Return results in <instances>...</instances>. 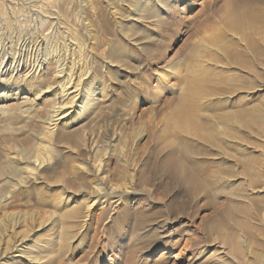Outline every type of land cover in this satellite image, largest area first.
I'll use <instances>...</instances> for the list:
<instances>
[{"label":"rangeland","instance_id":"374dc122","mask_svg":"<svg viewBox=\"0 0 264 264\" xmlns=\"http://www.w3.org/2000/svg\"><path fill=\"white\" fill-rule=\"evenodd\" d=\"M143 1L58 0L60 3H57V0H28L24 3L22 0H0V29H5L2 31L5 34L0 36V55H3L5 45L6 48L11 45L4 41L14 23H17V30L13 32V37L17 42L12 46L19 49L25 42H18L16 35L21 33L24 36V29L26 32L30 29L31 36V33L41 29L40 20L47 19L49 21L42 30L48 36L58 34L54 30L61 26L59 36L67 31L82 46L81 51L75 50L76 55L81 53L82 62L87 64V67L84 65L87 75L80 88L92 81L91 88L96 89L101 75L105 73L109 81L113 79L107 83L111 104L96 118L91 119L87 113L86 117L76 121L78 127L84 125L80 129L84 134L81 138L85 141L89 138L87 147L84 142L59 143L57 138L61 130L57 132V128L51 131L50 141L47 139L45 121L57 101L47 96L35 100L39 86L33 90H21L20 86L17 89L11 85L0 87V169L9 162L8 158L17 159L16 165L23 168L28 163L30 167H40L36 162V153L43 154L49 159L44 168L49 169L47 179L40 180L46 182V185L43 184L46 188L44 194L58 201L65 198L61 208L52 204L51 199L49 202L43 200L41 204L33 189L39 180L24 172L20 174L16 179L17 186L21 181L24 183L21 182L22 187L16 186L11 192L12 205L0 208V219L6 211L18 210L14 212L17 214L16 221L6 218L0 223V264L9 260H3V255L8 258L19 255L16 248L26 255L19 258L17 264H107L106 258L116 254L120 247L129 254L127 264H264V0H169L171 11L168 14L165 11L159 13L166 16L162 25H154V21L159 19L154 17L157 11L150 12L153 16L140 13ZM156 6L157 1L150 8ZM53 17L60 18L61 25H56L57 20ZM139 17H143L142 20ZM229 17L241 18L243 26L233 31L226 22ZM52 21L55 24L53 27L50 25ZM138 23H143L148 34L154 30L151 39L146 38L144 30L142 34L137 33L133 26ZM130 27H133L131 33L127 32ZM128 33L130 38L127 37ZM62 35L65 43L68 35ZM244 37L252 43V50L246 48ZM213 39L221 40L236 57H226L225 53L212 45ZM123 46L127 48L126 51ZM111 52L123 56L124 63L127 62L132 68L125 64L126 68L121 73L110 75L113 71L104 68L102 62ZM121 52L125 53L122 55ZM228 58H236L239 66ZM201 63L206 67L202 68L201 73L214 80L212 85L242 86V90L222 100L215 97L199 102L200 108L196 114L199 113L198 118L207 126L212 121L216 122L212 119L214 112L225 114L223 121L208 132L207 139L180 134L188 142V151L179 149L173 157L176 159L175 155H179L178 158H186L193 165H202L207 176L204 177L205 182L208 181L210 187L204 189L186 172L172 169L169 161L173 158L167 161L170 151L164 149L170 138L165 136L167 123L182 93L187 90L184 79L189 73H200L201 68H198L202 67L199 66ZM159 74L164 75L163 79L158 80ZM53 79L56 81L57 77ZM54 81H50L46 88L52 86L57 90L58 84ZM52 88L48 91H52ZM26 97L27 102L23 99ZM232 108L235 110L231 111ZM80 152L82 154L79 156ZM89 157L91 165L95 160L96 163L102 161V172H95L86 179L76 168L79 162L86 165ZM29 158L30 161H27ZM96 163L94 165L97 167L99 163ZM132 172H136L139 182H143L142 176L152 179V184H146L152 196H146L144 202V222L139 221L140 211L136 209L137 198L140 197L137 193L141 188L138 183L133 186L130 182ZM9 175V171H0V196L5 195L9 187L4 182ZM98 185L102 191L97 189ZM119 195L124 198L123 203L119 202L121 205L114 198ZM69 197L73 198L71 202H67ZM98 199L102 201L93 207L86 221L83 217L88 204ZM104 200H109L112 205L106 203L103 207L101 202ZM63 207L78 208L75 228L81 221L74 233L78 231L76 237L69 244L71 248H65L67 252L58 246L48 248L40 242L43 236H54L55 232L61 231L57 218ZM77 216L82 220L77 221ZM110 216L114 220L109 219ZM166 220L169 225L165 229L173 230L171 239L162 238L158 234L160 231H155ZM138 227L143 229L139 233ZM32 249H35L36 256ZM50 249L53 252H48ZM24 257H28L27 261Z\"/></svg>","mask_w":264,"mask_h":264},{"label":"bare ground","instance_id":"6f19581e","mask_svg":"<svg viewBox=\"0 0 264 264\" xmlns=\"http://www.w3.org/2000/svg\"><path fill=\"white\" fill-rule=\"evenodd\" d=\"M5 1V0H4ZM10 1V0H8ZM13 2V0H11ZM24 1H28V0H22ZM47 2L49 0H46ZM153 1L152 3H158V6L156 7H152L153 9L150 8L151 6V2L148 0L143 1L144 5H142V10L140 11V13H143L144 16L148 13L150 15H152V12H156V16L159 19H156L154 21V25H162V21L164 18H166L165 15H162L160 13V11H165V13L168 14L170 10V8L172 7V4L170 3L169 0H151ZM192 2H196L197 0H191ZM15 2V0H14ZM32 2H36V0H32ZM40 2V0H39ZM38 2V3H39ZM140 2V1H138ZM142 2V1H141ZM22 3V2H21ZM25 3V2H24ZM43 3V2H42ZM41 3V4H42ZM57 3L58 2L57 0ZM65 3V2H64ZM29 4V3H28ZM53 4V3H52ZM67 4V3H66ZM85 4V3H84ZM155 5V4H154ZM5 6V5H4ZM3 6V7H4ZM39 6V5H38ZM56 6V5H55ZM73 6V5H72ZM37 7V6H36ZM10 9V8H9ZM138 9V8H137ZM140 9V8H139ZM138 9V10H139ZM248 9V8H247ZM251 10V9H250ZM249 10V11H250ZM254 10V9H253ZM10 11V10H9ZM14 11V10H13ZM17 11V9H16ZM26 11V10H25ZM249 11L247 13H249ZM39 12V11H38ZM151 12V13H150ZM244 12V11H243ZM242 12V13H243ZM251 12V11H250ZM10 13V12H9ZM58 13V12H57ZM139 13V16H141ZM164 13V14H165ZM230 13V12H229ZM228 13V14H229ZM15 14V13H14ZM138 14V13H137ZM250 14V13H249ZM18 16V14H16ZM233 15V14H232ZM244 15V14H243ZM248 16V14H245V16ZM25 16V15H24ZM37 16V15H36ZM153 16V15H152ZM151 16V17H152ZM250 16V15H249ZM254 16V14L252 15ZM10 17V16H9ZM42 17H44L42 15ZM148 17V16H146ZM161 17V18H160ZM228 17V16H227ZM256 17V16H255ZM8 18V17H7ZM18 18V17H17ZM32 18V16H31ZM143 18V17H142ZM141 17H139L138 19L142 20ZM145 18V17H144ZM150 18V17H149ZM238 18V15H237ZM251 19V17H249ZM248 18V19H249ZM253 18V17H252ZM21 19V18H19ZM23 19V18H22ZM41 19V18H40ZM39 19V20H40ZM52 19L57 20L56 21V25H61L60 22V18L57 19L55 17H53ZM133 19V18H132ZM135 19V18H134ZM137 19V17H136ZM241 19V18H240ZM240 19H235L233 17H229L227 19V25L229 28H231L233 31H237L238 29H240L243 26V22ZM247 19V18H246ZM11 20V19H10ZM15 20V19H14ZM18 20V19H17ZM146 20V19H144ZM148 20V19H147ZM16 21V20H15ZM49 21V20H48ZM47 19L44 20H40L41 23V29L34 31L33 33H29V30L26 29L25 30V35L22 36L21 33H18L16 36L18 38V42L20 41H24L25 44L17 49L16 46L13 47L12 45L16 44V40L14 41L13 37L15 31L17 30V23H14L12 21H10V23L12 22L13 26L10 27L9 32L7 34H9V36H6L7 38H5L4 42H8V44H11L9 48H6V45L4 47V52L3 55H0V87H4L7 85H11L14 88H19L21 90H30V89H34L35 87H38V91L36 92L37 96L35 97L34 95V99L35 100H42L45 96L48 97H52L51 99L56 100L57 102L54 103L52 110L47 118V120L45 121V124H47L46 129L48 130V132H46V137L47 139L50 137L51 135V131L52 130H56L57 128V132L58 130H61V133L59 134V138H57L58 142H63L64 144H69V143H78V142H84V146L87 147V142L89 138H86L87 140L85 141V139H83V137L81 138L82 135H84L83 133H81L82 130H80L81 128H83L84 125H81L80 127L79 124L76 123L77 120H79L82 117H86L85 115L87 113H89V116H91L92 118H96L103 109H106L108 107V104H111V98H110V93L107 90L108 85L107 83L111 82L112 80L109 81L108 78H106V73L101 75V78L99 80V85L96 89H92L91 88V83H88L85 87L80 88L81 84L84 83L83 78L84 76H86L87 74L84 72L86 70V65L82 62L83 59H81L80 54L77 56L75 53V50L78 49L79 52L82 50V46L78 45L76 37L73 36L70 33H67V31H64L62 34H67L68 35V40L64 43L63 40V35L59 36V31L61 28V26L59 28H56L58 34H53V36H48V34L45 33V30H42V28L44 29V25L46 26V24L48 23ZM139 21V20H137ZM149 21V20H148ZM166 21V20H165ZM9 23V25H11ZM22 23V21H21ZM24 24V23H23ZM54 24V21L51 22V26ZM143 25V23H141ZM252 24V23H251ZM21 25V24H20ZM25 25V24H24ZM55 25V24H54ZM53 25V26H54ZM138 23V25H132L135 30L137 31V33L142 34L143 30L146 31V29ZM52 26V27H53ZM128 26V25H127ZM23 27V26H22ZM26 27H28L26 25ZM57 27V26H56ZM133 27H130V29L127 30V32L131 33L133 32ZM39 28V27H38ZM51 28V27H50ZM129 28V26H128ZM49 29V28H48ZM53 30V28H51ZM50 29V30H51ZM127 29V28H126ZM153 29V28H152ZM3 30H5L4 28L0 29V36L5 34V32H2ZM23 30V29H20ZM160 30V29H159ZM53 31V32H54ZM14 32V33H13ZM21 32V31H20ZM52 32V33H53ZM69 32V31H68ZM89 32V31H88ZM152 32H154V30H151L150 33L152 34ZM128 33L127 37H131L130 34ZM135 33V35L137 34ZM147 33V34H146ZM146 38H150L151 34H148L149 32L146 31ZM90 34V32H89ZM97 34V33H96ZM123 34V33H122ZM125 35V34H124ZM236 35V34H234ZM93 36V35H92ZM23 37V38H22ZM21 38V40H20ZM128 38V39H129ZM152 38V37H151ZM150 38V39H151ZM1 39V38H0ZM4 39V38H3ZM100 39V38H99ZM142 39V38H141ZM245 42H246V48L248 49H253L250 45L252 44L250 41H247L246 38L244 37ZM134 40V39H133ZM138 40V39H137ZM2 41V39L0 40ZM29 41V42H28ZM127 41V40H126ZM131 41V40H129ZM221 41V40H220ZM218 39H213L211 41L213 46H216L219 50H221L223 53H225L226 57H236L233 53L230 52V50L227 48V45H224L220 42ZM14 42V43H13ZM64 44H63V43ZM210 42V41H209ZM103 43V42H102ZM81 44V43H80ZM45 45V47L43 48V46ZM107 45V44H106ZM211 45V44H210ZM245 45V44H244ZM18 46V45H17ZM34 46V47H33ZM73 49V47H75ZM31 47H33V50H31ZM124 47V46H123ZM35 48V50H34ZM209 48V47H208ZM212 48V47H211ZM19 50L20 52H18L17 50ZM112 49V47L110 48ZM109 49V50H110ZM122 49V48H121ZM125 49V47L123 48ZM127 49V48H126ZM126 49L124 51H126ZM31 50V51H30ZM113 50V49H112ZM111 50V51H112ZM119 50V49H118ZM210 50V49H209ZM216 50V49H215ZM250 50V51H251ZM214 51V50H213ZM84 52V51H83ZM99 52V51H98ZM110 51H108L109 53ZM114 52V51H113ZM86 53V52H85ZM125 53V52H124ZM124 53L121 52V54L123 55ZM215 53V51H214ZM19 54V55H18ZM83 54V53H82ZM130 54V53H129ZM213 54V53H211ZM18 55V56H17ZM12 56V57H11ZM125 56V55H124ZM13 60L12 63H10L11 58ZM84 57V56H83ZM95 57V56H94ZM104 57V56H103ZM209 57H211L209 55ZM85 58V57H84ZM89 58V56H88ZM93 58V56H92ZM123 56H121L119 53H115V54H111L106 57L103 60V67L107 68L110 71H113L111 73H109L110 75H118L119 73L122 72V69H124V67L128 64L124 63V58ZM86 59V58H85ZM229 59V58H228ZM126 60V59H125ZM230 60V59H229ZM86 61V60H85ZM96 61V60H95ZM98 61V60H97ZM205 61V60H204ZM207 61V60H206ZM208 62V61H207ZM231 63L236 64L237 66H239L238 60L236 58H233L232 60H230ZM83 63V64H82ZM126 64V65H125ZM130 64V63H129ZM84 65L86 66L84 68ZM125 65V66H124ZM199 65V64H198ZM206 65V63H205ZM99 66V65H98ZM129 66V65H128ZM127 66V67H128ZM134 66V65H133ZM137 66V65H136ZM202 67H199L198 70L201 68V71L199 70V72H203L202 68H206L205 66L203 67L202 63L199 65ZM210 66V65H208ZM93 67V66H92ZM102 67V68H103ZM130 67V66H129ZM99 68V67H98ZM97 68V69H98ZM126 68V67H125ZM132 68V67H130ZM96 69V68H95ZM208 69V68H207ZM100 70V69H99ZM102 71V70H101ZM189 71V70H188ZM87 72V71H86ZM195 72V71H192ZM205 72V71H204ZM84 73V74H83ZM88 73V72H87ZM97 73V72H96ZM113 73V74H112ZM195 72L194 75H192V73L189 75L188 77H185L186 79H184L185 83L187 84V90L186 92L182 93L181 98L179 99V103L177 105V107L173 110L171 116L167 123L166 129H165V136H167V138H169V140H167L166 147H164V149L166 148V150L170 151L169 153V157L168 159L166 158L167 161H169V159L172 157V159H170L169 164L171 165L172 169L176 170L177 172L179 171H183L186 172L188 174V176H191L193 179H195V181L199 184V186H203V189L205 187H209L208 185V181L207 183L205 182V178H207V176L205 175V171L202 168V165L200 163L198 164H191L189 162H187L188 160L186 158H178L179 155L174 159V154H177V151L180 149L184 150V152L187 150V141L186 139L182 138V136H180V134H184L186 135H190V136H194L195 139H199V138H203V139H207L209 137L208 132L211 131V129H213L215 124H218L220 122L223 121L225 114L220 113L219 111L214 112L215 114H212V119L215 120L216 122L214 123V121H212V124H210L209 126H207L208 124H205V122L203 123L200 118H198L199 113L196 114L198 107H199V102L202 101L203 99L206 98H223L225 96H229L232 94H235L236 92L242 90V86L238 87V86H233V85H229V84H225V85H212L214 83V80L211 81V78L208 79L206 77V75L204 74H200ZM208 72L206 71L205 74H207ZM212 73V72H211ZM95 74V73H94ZM98 74V73H97ZM101 74V73H100ZM200 74V75H199ZM54 75V76H53ZM203 75V76H202ZM209 75V74H208ZM207 75V76H208ZM162 74L158 75V80H161L162 78ZM211 76V75H210ZM54 77H57V80L54 81ZM96 76H93V78H95ZM98 77V76H97ZM100 77V76H99ZM112 77V76H111ZM114 78V77H112ZM117 79V78H116ZM163 79V78H162ZM214 79V78H213ZM50 81H54L55 83L57 82L58 84V88L57 90L53 89L52 86H49L48 88H46V85L50 82ZM183 82V81H182ZM216 82V81H215ZM221 82V81H220ZM184 83V84H185ZM56 84V85H57ZM218 84V82H217ZM54 85V84H52ZM173 86V85H172ZM96 87V86H95ZM50 88H52V91H48ZM36 90V89H35ZM55 91V92H54ZM83 91V94H82ZM249 92V91H248ZM247 92V93H248ZM5 94H3L4 96ZM250 95V94H249ZM255 95V94H254ZM1 98V96H0ZM25 100V102H27L28 98H23ZM22 99V100H23ZM229 99V97H228ZM6 100V99H5ZM33 100V99H32ZM47 100V99H46ZM222 100V99H221ZM6 102V101H5ZM24 102V101H23ZM36 102V101H35ZM34 102V103H35ZM110 102V103H109ZM45 103V102H44ZM36 105V104H35ZM5 105H3L2 107H4ZM6 107V106H5ZM9 107V105H8ZM110 107V106H109ZM208 107V106H207ZM1 108V107H0ZM11 108V107H10ZM16 108V107H15ZM18 108V107H17ZM24 108V107H23ZM26 108V107H25ZM41 109V107H39ZM200 108V107H199ZM3 109V108H2ZM1 109V110H2ZM5 109V108H4ZM71 109H73L72 111H70ZM13 110V109H12ZM235 109L232 108L231 111H234ZM6 111L8 112V110L6 109ZM40 111V110H39ZM19 112V111H18ZM103 112V111H102ZM219 112V113H218ZM3 113V110L2 112ZM5 113V112H4ZM9 113V112H8ZM12 113V112H11ZM10 113V114H11ZM226 113V112H225ZM228 113V111H227ZM26 114V113H25ZM37 116V112L35 114ZM27 116V115H26ZM9 117V115H8ZM30 117V116H29ZM39 117V116H38ZM5 118V117H4ZM2 119V118H1ZM90 119V118H89ZM89 119H87V121H90ZM2 121V120H1ZM93 121V120H92ZM211 122V121H209ZM76 123V124H74ZM86 123V122H85ZM91 123V122H90ZM75 125V126H74ZM78 125V126H77ZM89 125V124H88ZM68 127L70 130H68ZM221 127V126H220ZM5 128V127H4ZM85 128V127H84ZM6 129H4L5 131ZM11 130V129H10ZM84 130V129H83ZM87 131V130H85ZM84 131V133H85ZM176 131V133H175ZM2 133V132H0ZM90 133V132H89ZM178 133V134H177ZM13 134V133H12ZM45 134V133H44ZM164 135V134H163ZM8 136V135H7ZM87 136V135H86ZM85 136V137H86ZM91 136V135H90ZM189 136V137H190ZM40 137V136H39ZM38 137V138H39ZM54 137V136H53ZM53 137L51 138V140L53 139ZM88 137V136H87ZM92 137V136H91ZM184 137V136H183ZM187 137V136H186ZM0 138H2L0 136ZM7 138V137H5ZM37 138V137H36ZM191 138V137H190ZM11 139V138H10ZM55 139V138H54ZM78 139V140H77ZM7 140V139H6ZM5 140V141H6ZM39 140H42L39 138ZM11 141V140H10ZM37 141V140H36ZM50 141V138H49ZM41 142V141H39ZM38 142V143H39ZM53 142V141H51ZM166 142V141H165ZM37 143V142H35ZM42 143V142H41ZM57 143V142H56ZM112 143V142H111ZM8 144V143H6ZM15 144V143H14ZM62 144V147L63 145ZM41 146L43 147V145L41 144ZM61 147V145H59ZM3 147V144H2ZM7 147V146H6ZM10 147V146H9ZM17 147V146H16ZM67 147V146H66ZM69 147V146H68ZM67 147V148H68ZM49 149V148H48ZM71 149V148H70ZM78 149V148H77ZM163 149V150H164ZM36 150V149H35ZM82 150V149H81ZM114 150V149H113ZM85 151V150H84ZM93 151V150H92ZM96 151V150H95ZM179 151V152H180ZM188 151V150H187ZM37 152V151H36ZM39 152V151H38ZM94 152V151H93ZM97 152V151H96ZM35 153V152H34ZM74 153V152H73ZM183 153V152H182ZM16 154V153H15ZM75 154V153H74ZM82 154V152H80L78 155L80 156ZM180 154V153H178ZM52 155V153L50 154ZM72 155V153H71ZM70 155V156H71ZM89 155V154H88ZM168 155V154H167ZM12 156V154L10 155ZM15 156V155H14ZM33 156V155H32ZM49 156V154H48ZM19 157V156H16ZM22 157V155H21ZM32 158V157H31ZM78 158V157H77ZM110 158V157H109ZM10 159L9 162L7 164H5L1 169V170H6L9 171L10 175L7 176V181L4 180V182H6L9 187L7 188V191H5V195H1L0 196V208H7L8 206L12 205V195L11 192H14L13 190L16 189L15 187L17 186V181L16 179L19 178L21 173H27L29 175V177H33L34 180H39V182L36 183V185H34V191L37 194L38 198H39V202H41V204L43 203V200H47L49 202V200H53L51 201L52 204H57L58 208L60 206H62L63 201L65 198L61 199L58 201L54 200L52 196H50L49 194H44L46 192V188H44V185H46V182L43 183L41 182L43 179H47V171L49 170L44 169L45 168V163L48 159L47 156H43V154H38L36 153V162L38 163V165H40V167H30V163L26 164L28 166H26V168L24 167H20V165H16V160L14 161L15 158H8ZM83 160V159H82ZM88 163L86 165L82 164L79 162V164L77 165L78 167L76 168L77 172H79V174L84 177V178H89L91 175H93L95 172H102V161L99 160L98 163H96L97 161H94V164H98L97 167L96 165L92 164L91 165V161H90V157L87 159ZM22 161V160H21ZM26 161V160H24ZM27 161H30V158L27 159ZM7 162V161H6ZM16 162V163H15ZM22 163H24L22 161ZM168 163V162H167ZM168 164V165H169ZM37 165V164H36ZM37 165V166H38ZM74 167V166H73ZM171 169V170H172ZM39 170V171H38ZM137 170V169H136ZM52 173V172H51ZM5 174V173H4ZM24 175V174H23ZM6 176V175H5ZM5 176H2L3 178ZM131 181L132 185L134 186L135 183L140 185L141 191H138L139 193L138 196H140L139 198H137V205H136V209L140 211V215H139V221L140 222H144V220L146 219V214H144V202L146 201V196H152L151 195V189L147 188L146 184L147 183H151L152 184V179L148 178V177H144L142 176V180L143 182H139L137 180V174L136 172H132L131 173ZM27 177V176H24ZM104 178V177H103ZM140 178V179H141ZM28 179V178H26ZM126 179V178H125ZM1 180V178H0ZM19 180V179H18ZM41 180V181H40ZM137 180V181H136ZM16 182V183H15ZM22 183H24L23 181H21ZM20 182V183H21ZM28 182V181H27ZM19 183V185H21ZM53 183V182H52ZM35 184V183H34ZM44 184V185H43ZM18 185V186H19ZM126 185V184H125ZM131 185V183H130ZM6 186V185H5ZM17 186V188H18ZM24 186H26L24 184ZM137 186V185H136ZM4 187V185H3ZM22 187V185H21ZM27 187V186H26ZM97 187V186H96ZM65 188V187H64ZM130 187H128L127 189H129ZM132 188V187H131ZM98 190L102 191V187H100L98 185L97 187ZM126 189V191H127ZM19 191V190H18ZM125 191V192H126ZM4 192V191H3ZM98 192V191H97ZM16 193V192H15ZM73 193V192H72ZM112 193V192H111ZM127 193V192H126ZM135 193V192H134ZM133 193V194H134ZM1 194V192H0ZM14 194V193H13ZM124 195V194H123ZM123 195H119L116 196L114 198H117L118 205H121L119 202L121 201V203H123L124 198ZM62 196V195H61ZM73 196V195H72ZM113 196V195H112ZM56 198V197H55ZM69 200L67 202H71V200L73 199L72 197L68 198ZM152 199V198H151ZM100 201H102L101 199H98L94 202H92V204H88L87 206V212L86 215L83 217V219H85L86 221L88 220L87 218H90L91 214L89 213L93 207L97 204H100ZM22 203V202H21ZM66 203V202H64ZM107 203V205H112L111 203H109V200H104L103 202H101V205L103 207H105V204ZM18 205V204H17ZM54 205V206H55ZM146 205V204H145ZM55 206V207H57ZM65 206V205H64ZM133 206V204H132ZM151 206V205H150ZM21 207V206H20ZM33 207V206H32ZM135 207V206H134ZM179 207V206H178ZM12 208V207H11ZM15 208V207H14ZM64 208V207H63ZM10 209V208H9ZM116 209V208H115ZM6 210V209H4ZM3 210V211H4ZM11 210V209H10ZM10 210L6 211L7 213H5V215H2L3 217L0 219V223L4 220V219H9V220H15L16 218V213H14L16 210H14V212H9ZM57 210V209H56ZM18 211V210H17ZM16 211V212H17ZM21 212V210H19ZM55 211V210H54ZM78 208L74 207V208H64L62 211L59 210V218H57L59 220V222L61 223V231L59 230V232H55L56 235H47V236H43L40 242L44 243L45 245L48 246V248L51 246L52 248H56V246L60 247V249L64 250L66 247L71 248V246L69 245L70 242H72L71 240L73 239V237L78 233L74 235L76 229L79 228V225L82 220V217L80 219V215L77 216L79 221L77 223L78 228H75V215L77 214ZM57 212V211H56ZM82 215V213H80ZM22 215V214H21ZM58 215V214H56ZM55 215V216H56ZM111 215V214H110ZM113 215V214H112ZM21 217V216H20ZM19 217V218H20ZM136 217V216H135ZM18 218V217H17ZM22 218V217H21ZM20 218V219H21ZM115 218V217H114ZM56 219V218H55ZM109 219L114 220L112 216L109 217ZM34 220V219H32ZM40 220V219H39ZM54 220V219H53ZM58 220H56L58 222ZM84 220L85 223H87ZM138 220V219H137ZM10 221V222H11ZM16 221V220H15ZM55 221V222H56ZM19 222V221H18ZM47 222V221H46ZM54 222V223H55ZM56 222V223H57ZM83 222V223H84ZM112 222V221H111ZM9 223V221H8ZM14 223V222H13ZM22 223V222H21ZM159 222H157L158 224ZM53 224V223H52ZM156 224V225H157ZM162 226L158 227L157 229H155V231H160L158 234H160V236L162 238H172L173 235V230H169V229H165V227H167L169 225L168 220L163 221V223H161ZM56 225V224H54ZM171 225V224H170ZM140 226H142V224H140ZM4 227V226H3ZM15 227V225H14ZM146 227V226H145ZM141 227H138L137 231L138 233L141 232L140 229ZM53 230V228H51ZM83 229V228H82ZM55 231V230H54ZM96 231V230H95ZM12 232V231H11ZM46 232H49V230H47ZM52 234V232H50ZM81 234V233H80ZM142 234V233H141ZM41 235V234H40ZM46 235V234H43ZM149 235V234H148ZM42 236V235H41ZM40 236V237H41ZM125 236V235H124ZM146 236V235H145ZM38 237V236H37ZM76 237V236H75ZM74 237V238H75ZM147 237V236H146ZM28 238V237H27ZM131 238V237H130ZM30 239V238H29ZM37 239V238H36ZM132 239V238H131ZM33 240V239H32ZM39 241V239H37ZM135 240V239H134ZM183 240V239H182ZM130 241V240H128ZM171 241V240H170ZM34 242V241H33ZM35 242H37L35 240ZM34 242V243H35ZM133 242V241H132ZM37 244H40L39 242H37ZM44 244H42V246H44ZM22 245V244H21ZM19 245V246H21ZM25 245V244H24ZM39 245V246H40ZM104 245V244H103ZM132 245V244H131ZM130 245V246H131ZM33 246V245H32ZM36 246V245H35ZM73 246V245H72ZM134 246H137L136 244ZM139 246V245H138ZM129 247V245H128ZM156 246H154L155 248ZM166 247V246H164ZM30 248V247H29ZM28 248V249H29ZM36 248V247H35ZM44 248V247H43ZM15 249V246H14ZM90 249V247H89ZM134 249V248H133ZM138 249V247H137ZM153 248H150V250H152ZM167 249V248H164ZM33 250V249H32ZM42 250V249H41ZM51 250V249H50ZM66 250V249H65ZM64 250V251H65ZM18 253H20L19 255H15L12 256L10 258H8V256L3 255L2 259H9L7 261H4L2 264H17L19 261V258H23L22 256L25 255L24 252H22V250H16ZM35 251V249L33 250V252ZM70 251V250H69ZM128 251V250H127ZM16 252V253H17ZM32 252V253H33ZM48 252H53L52 250ZM47 252V253H48ZM67 252V250L65 251ZM87 252V251H86ZM130 252V250H129ZM5 253V252H4ZM24 253V254H22ZM30 253V252H28ZM35 253V252H34ZM45 253V252H44ZM64 253V252H63ZM135 253H137L135 251ZM55 254V253H54ZM53 254V255H54ZM128 252H126V250L124 251V249L122 247L119 248V250L117 251V253L112 254L110 257L106 258V262L107 264H127L128 261V256H127ZM37 254L35 253V256ZM44 255V254H43ZM129 255V254H128ZM26 256V255H25ZM28 256V255H27ZM41 257V255H39ZM34 257V256H33ZM47 257V256H46ZM60 257V256H59ZM139 257V256H138ZM1 258V257H0ZM28 257H24V259H26L27 261ZM30 258V257H29ZM43 258V257H42ZM135 258V256H134ZM137 258V257H136ZM23 259V261H25ZM32 259V258H31ZM40 259V258H39ZM46 259V258H45ZM57 260V258H56ZM21 261V260H20ZM42 261V260H41ZM49 261V260H48ZM51 262V261H50ZM63 262V261H62ZM39 264V262H37ZM52 263V262H51ZM44 264V262H43ZM49 264V263H48ZM129 264V262H128Z\"/></svg>","mask_w":264,"mask_h":264}]
</instances>
